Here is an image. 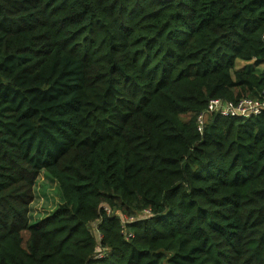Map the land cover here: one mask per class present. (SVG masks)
I'll list each match as a JSON object with an SVG mask.
<instances>
[{
  "label": "trees",
  "instance_id": "1",
  "mask_svg": "<svg viewBox=\"0 0 264 264\" xmlns=\"http://www.w3.org/2000/svg\"><path fill=\"white\" fill-rule=\"evenodd\" d=\"M262 63L264 0H0V264H264V111L197 127Z\"/></svg>",
  "mask_w": 264,
  "mask_h": 264
},
{
  "label": "built area",
  "instance_id": "2",
  "mask_svg": "<svg viewBox=\"0 0 264 264\" xmlns=\"http://www.w3.org/2000/svg\"><path fill=\"white\" fill-rule=\"evenodd\" d=\"M262 111H264V98L245 97L241 98L236 102L227 101L221 98H212L208 101L205 110L197 116V127L199 130L202 129L204 123L206 122L207 114H220L222 116L240 115L250 117L253 115L260 114ZM103 209L108 215L119 216L121 221V228L126 238L132 236L131 232L126 231V224L132 221L142 220L151 216V212L149 209H144L141 213H138V215L130 217L118 212L113 213V211L106 205H103ZM98 222L99 221L95 222L96 228H94V233L98 241H100L102 238V234L99 230H97ZM102 255L103 251L99 252L96 257H101Z\"/></svg>",
  "mask_w": 264,
  "mask_h": 264
},
{
  "label": "rangeland",
  "instance_id": "3",
  "mask_svg": "<svg viewBox=\"0 0 264 264\" xmlns=\"http://www.w3.org/2000/svg\"><path fill=\"white\" fill-rule=\"evenodd\" d=\"M247 62L238 60L236 67L241 68ZM258 72H264V63L257 67ZM34 199L30 204V221L36 222L48 216L62 202L61 191L57 181L50 177L46 172L39 174L34 186ZM96 223L91 224V230L94 231Z\"/></svg>",
  "mask_w": 264,
  "mask_h": 264
}]
</instances>
